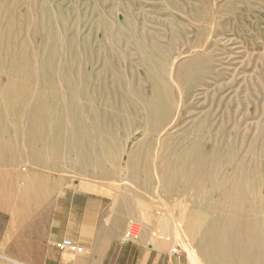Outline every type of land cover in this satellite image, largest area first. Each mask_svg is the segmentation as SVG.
<instances>
[{
    "label": "rangeland",
    "instance_id": "rangeland-1",
    "mask_svg": "<svg viewBox=\"0 0 264 264\" xmlns=\"http://www.w3.org/2000/svg\"><path fill=\"white\" fill-rule=\"evenodd\" d=\"M140 48L171 92L158 126L116 82L149 95ZM88 181L182 212L197 264H264V0H0V234Z\"/></svg>",
    "mask_w": 264,
    "mask_h": 264
},
{
    "label": "crops",
    "instance_id": "crops-1",
    "mask_svg": "<svg viewBox=\"0 0 264 264\" xmlns=\"http://www.w3.org/2000/svg\"><path fill=\"white\" fill-rule=\"evenodd\" d=\"M80 185L57 197L45 214L29 215L19 224L5 221L0 264H192L183 252L171 254L172 238L156 234L161 232L158 219L138 197ZM141 217L138 238L125 240L128 222ZM63 239L82 251L57 247Z\"/></svg>",
    "mask_w": 264,
    "mask_h": 264
},
{
    "label": "bare ground",
    "instance_id": "bare-ground-1",
    "mask_svg": "<svg viewBox=\"0 0 264 264\" xmlns=\"http://www.w3.org/2000/svg\"><path fill=\"white\" fill-rule=\"evenodd\" d=\"M134 40L136 42L140 41L139 38H136ZM139 50V54L141 56L142 61L147 65L145 66L146 72L144 75V81L149 87V95L144 96L141 94V86L138 82H133V79H131V75L129 73L130 70L127 74L118 75L116 82L117 85L122 86V88H124L127 92L137 97L139 104H141L144 108L145 116L149 118L153 117L155 119V123L158 126L165 122L171 112V92L170 89L166 87L165 83L159 80L157 73L155 72V70H153V67L151 66V62L147 54L141 48ZM206 69L207 66L203 64V60L200 59L199 55H196L195 57L189 58L187 61L180 64L178 68L175 69L173 78L176 81V84L179 87L180 91L183 94H188L197 79L200 78L206 72ZM75 108L76 107L74 106V109ZM73 115L78 116V113L74 112ZM163 131H165V129ZM36 133L37 132H35V130L31 131V135H36ZM143 148L144 143L138 142L131 149L129 154L132 155L135 152L141 151ZM82 151L84 153H88L87 149H83ZM189 151L193 154L199 152L196 151L193 146H190ZM89 156L90 155L87 154V156L84 157V162L86 160H91ZM183 181L190 183L191 180L189 178H185ZM80 186L87 190H103L107 192L105 188H102L99 185L89 181L81 183ZM239 195V192L236 193L235 199L239 200ZM142 210L143 215L146 218V210L143 208ZM191 221L192 220L185 217L182 212H180L178 215H174L171 210H168L167 214H162L158 218L161 234H164L165 236L169 235L172 240L175 238V236H179L183 244L186 246L187 251H189V255L191 256L192 260L194 261V263L197 264L190 244V237L192 236L191 232L194 231L197 227ZM160 241V244H162V240Z\"/></svg>",
    "mask_w": 264,
    "mask_h": 264
},
{
    "label": "built area",
    "instance_id": "built-area-1",
    "mask_svg": "<svg viewBox=\"0 0 264 264\" xmlns=\"http://www.w3.org/2000/svg\"><path fill=\"white\" fill-rule=\"evenodd\" d=\"M140 229L141 228L137 222L133 220L129 221L124 231V239L125 240H136L139 236ZM55 245L57 247H66L76 252L82 251V248L80 246L75 245L69 239H63L60 242H56ZM178 250H179L178 247H173L171 249V254H174V255L178 254Z\"/></svg>",
    "mask_w": 264,
    "mask_h": 264
}]
</instances>
